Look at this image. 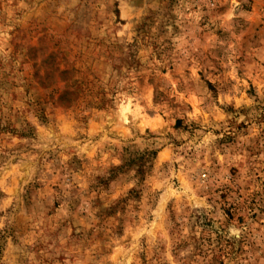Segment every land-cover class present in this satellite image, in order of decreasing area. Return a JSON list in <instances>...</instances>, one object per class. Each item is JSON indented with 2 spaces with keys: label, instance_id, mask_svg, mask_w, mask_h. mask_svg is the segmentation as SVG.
<instances>
[{
  "label": "rangeland",
  "instance_id": "374dc122",
  "mask_svg": "<svg viewBox=\"0 0 264 264\" xmlns=\"http://www.w3.org/2000/svg\"><path fill=\"white\" fill-rule=\"evenodd\" d=\"M0 264H264V0H0Z\"/></svg>",
  "mask_w": 264,
  "mask_h": 264
}]
</instances>
